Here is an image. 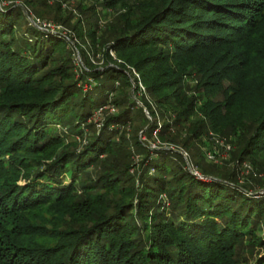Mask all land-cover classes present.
<instances>
[{
  "label": "trees",
  "instance_id": "obj_1",
  "mask_svg": "<svg viewBox=\"0 0 264 264\" xmlns=\"http://www.w3.org/2000/svg\"><path fill=\"white\" fill-rule=\"evenodd\" d=\"M2 2L0 264H264V187L207 172L186 152L212 131L229 136L237 165L254 167L246 178L264 186L254 175L264 173V0H95L124 7L126 27L99 37L95 4L85 9L88 28H74L84 66L40 21L47 32L28 22L19 37L23 9ZM45 3L24 0L63 22ZM99 47L101 71L86 55ZM101 108L113 112L88 137ZM146 128L168 147L142 141ZM131 144L138 172L113 166Z\"/></svg>",
  "mask_w": 264,
  "mask_h": 264
},
{
  "label": "rangeland",
  "instance_id": "obj_2",
  "mask_svg": "<svg viewBox=\"0 0 264 264\" xmlns=\"http://www.w3.org/2000/svg\"><path fill=\"white\" fill-rule=\"evenodd\" d=\"M95 0H46L45 5H40L39 8L41 10L47 9V7H54L57 8L59 5L61 7V12L63 13V22L57 21L55 20L53 17L55 16V14H52V16L50 18L44 19V18H40L39 16H36V13H34L33 9L27 8L26 6H24V0H3V5H9V4H14L16 7L15 8H22L23 12L25 14V19H22V23L23 26L20 28H18L17 30V35L20 37V30H27L30 26L28 25V22H30L33 25H38L40 26V29H43L44 31H46L48 29L49 33H57L59 35H61V37H63L66 42L69 43V47L74 51V56L76 58V64L77 65H82L84 66L83 63V58L80 55L79 51L76 48V44H81L80 38L77 35V32L74 30L76 23L81 20L82 21V25H85V20H86V16L91 15L92 13L98 14V16L95 15V17L92 19L93 22L96 20V18L98 17V27L96 28V25L94 26V28L99 31V37H106L107 34H105V32L113 30L117 24L121 23L124 26V18L126 16L125 12V8L124 7H119L117 9H109L106 10L103 7L100 6L98 4L94 3ZM84 2L85 6L87 7H82L80 8L79 4ZM93 3L95 4V11H86L85 9H89L90 6L93 5ZM105 10V11H104ZM99 12V13H97ZM86 13V15H85ZM24 18V17H23ZM36 22H35V21ZM65 20V22H64ZM91 20V19H90ZM37 21H40V23L43 24V27H47V29L45 28H41V25L37 24ZM35 22V23H34ZM25 25V26H24ZM86 29L88 28L87 25H85ZM126 27V25L124 26ZM47 32V31H46ZM29 37H31L29 35ZM103 41V40H102ZM101 48L100 50H90L87 49V54L88 58L90 59L91 63L93 64L94 67L97 68V70H106V66H105V58L103 57L105 49H103L104 47H99ZM112 52V51H111ZM111 56H113L114 59H116L115 54L112 52L110 53ZM137 78H139V76H137ZM86 84V83H85ZM138 84H141L138 82ZM132 96L135 97L134 93H135V89H132ZM119 93H115V98H117L119 95ZM140 95L137 94V97H139ZM113 98V96H112ZM111 98V100H112ZM114 98V99H115ZM219 100L223 99V96L220 95L218 96ZM139 100V99H137ZM137 103L140 106H143L142 103L140 101H137ZM104 109V111H102L101 113L95 112V116L93 119V124L94 127H91L90 129H85V135H88V137L90 135H92V133H94L96 130L99 132L101 129V124L102 122L106 119L107 117V113H111L113 112V109ZM146 115L148 116L149 119L152 120V117L149 115V113ZM140 125V123H138ZM137 124L133 125V129H131V133L130 135L132 136V134H134V131L137 128ZM149 127V126H148ZM147 127V128H148ZM132 128V127H131ZM147 128L145 130L140 131L139 130V136L141 138L142 141H147L148 144H150L152 149H158L159 147H168L167 145H163L158 139H157V135L156 132L153 134V138L152 139H147L145 136V131L147 130ZM58 133L62 136L64 135V133L66 134V132H68V129H66L65 127H60L57 129ZM138 131V129H137ZM128 135V133L126 134L127 138L130 139L131 136ZM232 136V135H231ZM75 136L71 135V138L69 139H73ZM206 139V143L207 145L204 144H196V146L192 149V151H186L188 154V159L197 166H200V168H202L203 170H206L207 172H217L216 169H214L212 167V165L216 166L215 168L218 169V171H233L236 172L237 174V179L240 181V183H247L250 186H254L258 189H261L262 186L260 185H256V183L249 178H246L247 174L251 175L253 174V168L251 167V162L247 161V163H244L243 165H237L238 161L235 158V154H236V145H233L230 140H229V136L226 135H221V134H217L214 133L213 131L210 132L208 135H206L205 137ZM87 139V138H86ZM78 142L80 144L85 143L83 139H77ZM123 140L117 139V142L119 144L123 143ZM121 142V143H120ZM123 145H126V143H124ZM227 145H231L232 146V151L230 150L229 153H227L226 151V146ZM132 147H130L129 145V149H131V153L127 152L125 155H123L120 159H115L113 166H125L126 164H134L133 166H135L137 168V172L141 167V159L142 157L140 156V153H138V151L134 148V146L131 144ZM210 150H213V153H215V160L214 161H210L207 160L206 158V154L207 152H209ZM212 153V154H213ZM187 154L185 153V157H187ZM113 160L106 162L107 164L112 162ZM249 166V167H246ZM243 166V168H242ZM102 167L100 170L103 171ZM99 170V171H100ZM132 167L130 169V174L136 176L135 174V170ZM96 173L93 174V176H95ZM214 174H218V173H214ZM259 174V176H263L264 178V173L263 172H256L254 169V175L257 176ZM248 180V181H247ZM25 181H22L21 184H24ZM255 188V189H256ZM264 193V189L262 191ZM264 228V227H263ZM260 236L264 235V231H260ZM249 239H245L243 240L240 244V246H238V252L243 255L244 251L241 252L242 249L247 250L250 246L249 244ZM238 244V245H239ZM257 253H260L261 255H264V249H259L257 250ZM250 262L252 260V258H249Z\"/></svg>",
  "mask_w": 264,
  "mask_h": 264
},
{
  "label": "built area",
  "instance_id": "obj_3",
  "mask_svg": "<svg viewBox=\"0 0 264 264\" xmlns=\"http://www.w3.org/2000/svg\"><path fill=\"white\" fill-rule=\"evenodd\" d=\"M104 109H106V108H101L98 113H101L102 111H104ZM230 150L232 151V146L231 145H227L226 146L227 153H229ZM212 153H213V150H210L209 152H207V154H206L207 160H210V161H214L215 160V155H214L215 153H213V154ZM246 167H249V166L246 165Z\"/></svg>",
  "mask_w": 264,
  "mask_h": 264
},
{
  "label": "water",
  "instance_id": "obj_4",
  "mask_svg": "<svg viewBox=\"0 0 264 264\" xmlns=\"http://www.w3.org/2000/svg\"><path fill=\"white\" fill-rule=\"evenodd\" d=\"M148 114V112H146Z\"/></svg>",
  "mask_w": 264,
  "mask_h": 264
}]
</instances>
